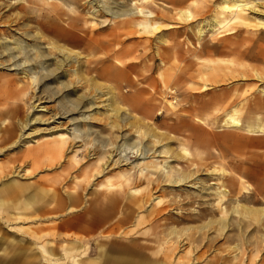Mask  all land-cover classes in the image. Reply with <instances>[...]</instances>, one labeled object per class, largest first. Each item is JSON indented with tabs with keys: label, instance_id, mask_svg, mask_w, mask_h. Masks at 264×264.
<instances>
[{
	"label": "rangeland",
	"instance_id": "rangeland-1",
	"mask_svg": "<svg viewBox=\"0 0 264 264\" xmlns=\"http://www.w3.org/2000/svg\"><path fill=\"white\" fill-rule=\"evenodd\" d=\"M137 1L138 6L152 12L159 23L158 30L140 28L136 24L141 19L139 15L112 19L93 0H0V22L13 24L0 27V33L5 31L11 38H20L16 29L42 33L44 44L66 49L77 58L76 63L64 68L77 69V75L62 78L76 89L73 97L79 100V95H95L100 91L102 96H98V104H106V98L111 95L114 99L112 107L122 110V113L126 111L131 116L125 128V123L117 117L120 113L113 115L102 107V114L94 115L92 119L94 133L86 146L82 147V143L77 142L64 155L42 157L38 161L28 159L26 167L22 164L19 168L21 163L18 159L23 157L26 150L53 140L48 136L50 132L32 134L30 138L22 137L21 140V132L31 130L34 126L38 130L56 126V122L61 120L42 122L57 110V106H50L51 114L42 110H29L32 97L25 99L26 106L21 105L16 90L23 80H27L15 72H1L11 76L3 88L0 87V113L9 110L10 115L4 117L8 121L7 127L15 129L12 141L17 139V144H4L7 134L0 139V171L5 173L1 175L0 190H3L4 182L10 181L43 184L42 190L38 191V201L32 203L33 208L39 207L38 211L33 214L32 210L26 211L30 219H15L12 215L8 217L5 211H0V215L3 213L7 220H0L3 226L0 231L4 237L6 234L9 236V249L5 250L8 253L15 244L26 242L25 239L28 240L31 233L36 232L34 224H39L38 218H41L43 226L50 227L46 233L40 234L43 235L41 242L44 246L54 236H81L89 239L94 248L97 239L98 242L102 241L104 248L114 251V248L123 245L129 251L133 250L152 260H168L170 264H206L215 255L227 256L231 260L239 251L236 248L243 244V239L236 227L227 226V231H222L220 226L226 223L250 224L247 236L254 234L256 238L264 234V212L255 219L252 215L244 218L236 213H229L225 219L220 217L219 210L215 208V196L211 194L213 189L220 186L217 185L220 180L227 183L226 186L232 191L231 199L226 204L230 211L238 198L241 204L264 210V135L256 136L243 130L227 128L218 130L225 116L224 111L228 109V101L238 103L237 117L244 124L256 118L264 121V109H259L258 113L252 111L254 104L264 103L256 99L257 88H264V80L255 76L256 70L264 71V0L255 1L253 10L246 11L248 23L239 25L230 34L226 30L231 25L214 29L212 25L203 26L220 12L223 0H196V3L194 0ZM102 4L124 5L127 8L131 0H104ZM187 10L193 15L191 20L184 19L182 13ZM25 24L28 27H24ZM202 26L204 33L200 35L198 28ZM229 48L248 51V55L240 57L239 53H230ZM62 53L55 50L58 62ZM53 63L56 64L55 61ZM243 71L244 75L241 74ZM204 85L210 88L202 90ZM228 91H231L229 96H235L224 100L226 108L221 106L224 103H220L216 110L207 108L196 111L191 108L203 107L211 96ZM170 102L176 111L158 114L165 106L170 108ZM24 116L31 119L38 117L41 124L30 123L34 126L22 129L18 119ZM196 117L209 125L199 124ZM183 121L194 128H203L202 133L196 136L197 141ZM178 124L180 128L176 127ZM59 125L58 131L66 133L63 126L60 128ZM228 132H233L234 136L222 138L221 135ZM146 133H154L161 139L173 156V161L167 162L169 167L176 169L180 166L188 175H193V182L198 184L196 188L169 186L167 178L171 177H162L148 185L145 179L138 178L135 169L131 189H107V184H120V168L127 169L132 165L110 168L112 156L108 155L114 154L113 148L105 152L106 160L99 164L97 154L101 151L100 144L116 145L122 134L148 144L151 139ZM182 146L191 151L190 156L181 153ZM134 155H129V162L135 159ZM193 164L195 166L192 167ZM23 166L29 167L33 175L24 177L21 171ZM212 169L218 170L214 171L216 175L209 172ZM102 183L104 186L101 187ZM132 188L136 191L132 192ZM24 191L13 199L24 194ZM69 197H73L74 201ZM211 207L215 208L214 213L208 211L203 218L196 217L204 208ZM54 224H59V228L53 229ZM56 244L49 243L51 246ZM259 245V251H254L257 256L255 264H264V242ZM204 250L207 251L204 261L194 260V256ZM246 253L249 254V251ZM0 257L3 259L0 262L2 264L9 255L1 253ZM77 259H83V254L78 255ZM226 260L218 262L222 264ZM73 262L68 260V264H75ZM235 264L245 262L236 261Z\"/></svg>",
	"mask_w": 264,
	"mask_h": 264
},
{
	"label": "bare ground",
	"instance_id": "bare-ground-1",
	"mask_svg": "<svg viewBox=\"0 0 264 264\" xmlns=\"http://www.w3.org/2000/svg\"><path fill=\"white\" fill-rule=\"evenodd\" d=\"M55 1H60V0H55ZM93 1L95 4L96 3L98 4V7H101V8L103 7L102 10L105 11V13L108 16H110V18L112 19H124L130 16H133V15H139L141 16V19L138 20L136 24L140 28L158 30L157 27L159 23L154 19L152 12L138 6L139 1L137 0H131V4L127 8H124L125 7L124 5L123 7H121L120 5L107 6L105 4H102L104 0H93ZM255 1L258 2L259 0H248V1L247 0H223L220 5V12L216 14L212 19H210L211 20L210 22L205 21L206 23H203L204 24L203 26L212 25V29H214V28H224V27L227 28L226 26L231 25V27L227 28L226 31L228 32V34L234 33V30L236 27L242 24L246 25L248 23L246 11L253 10L252 4ZM193 2L196 3V0H194ZM182 14L185 15L184 19L186 20H191L193 17L190 10H187L185 13H182ZM12 25H13L12 23L8 24V23L0 22V27H9ZM169 26L172 27L173 25H169ZM203 26L198 28V32L200 35H203L204 33ZM24 27H28V25L25 24ZM16 32L17 34L20 35V38H11L9 36L10 34L8 35L5 31L3 33H0V80H4L6 78L7 80H9L10 78L8 77L11 76V75H3L4 73H1V72H15V74H21V78L27 80V81L23 80L22 85L20 84L21 85L20 88L18 87L16 88L17 93L19 94L18 100L22 102L21 105L26 106L25 99L26 100L29 98L31 99V97H32V102L29 105V110L32 109V111L42 110V111H46L47 113V112H50L49 111L50 106L56 105L57 110L55 111V109L53 108L55 112L52 114L50 112L51 114L50 117L42 120V122H46V121L52 122V121H56L57 119H59L61 120V122H56V123L58 125L61 124V126L59 125V127L61 128L63 126L62 128H64V130L67 131L66 133L59 132L58 125L56 126L53 125L51 127H46V128H42L38 130L36 129L34 125L30 124V123L36 124V122L41 124V120L38 117H34L31 119L30 117L27 118V116H24L22 118H19L18 124L20 125V128L23 129L26 126H34L33 128H31V130L27 129V131L29 132L27 131L21 132L20 134L21 136L19 137L20 139L22 137L30 138L34 134L37 135V134H40L41 132H50L48 136H51V139H53L46 145H42L37 148L26 150L23 153V157L18 159V162L21 163V165H19V168L22 166V164L26 167V161L28 159L38 161L42 157L49 158V157H54L58 155L59 156L64 155L63 153H66L72 150L74 147V143H77V142H81L82 147L86 146L89 143V141L92 139V134L94 133V130L91 127V124L93 123L92 119H94V115L102 114L100 112V109L102 107H104V110L106 112L109 111L110 114L118 115L120 113V115L117 117L120 118V121L123 124L125 123L124 125L126 128V124H127L126 122H129L128 119H130L131 116H129L128 113L124 110H123L124 112L122 113L121 112L122 110L120 111L118 109H115L116 107L115 108L112 107L114 99L111 97V95L106 98L107 103L102 106L98 104L96 101L97 98H100L98 96L100 95L102 96V93L100 91H97L95 95H92V94L79 95L80 97L79 100L73 97V94L75 93L76 89H74V87L68 84L66 81L62 80V78H69L70 76L77 75V69L75 68H70L68 70L64 69L65 66H68L69 64L77 62V58L73 56L70 51L66 49H61L59 47H56L55 45L44 44L43 42L44 36L40 32H35V31L33 32L28 29L27 30L19 29V31L16 29ZM54 49L60 53L63 52L62 58L58 56L60 58L59 62L57 61V58L55 57L56 54H55ZM64 51H67V52L64 53ZM229 52L239 53V56L240 57L243 56V58L246 55H248V51H245V52L239 51L238 48H235L233 50L229 48ZM117 56H119L118 53H117ZM53 61H55L56 64H54ZM262 61H264V58H262ZM88 64L89 63H87V65ZM241 74L244 75L245 72L243 71V73ZM255 76L260 80H264V71L256 70ZM41 87L43 89H41ZM202 88H203L202 90H207L210 87L204 85L202 86ZM234 90H236V88H234ZM257 91H258V97H256V99L264 102V88L258 87ZM33 92H35V94H32ZM230 92L231 91L224 92L223 94H220V95H213L207 102H205V105L203 107H200V108L191 107V108L196 111H202L203 109H207V108H213L214 110H216L217 106H219L220 103H224L221 106L226 108L225 101L228 98L231 99L232 97L235 96V95L229 96ZM171 93H173L172 90H171ZM103 101H105V99ZM228 102H229L228 109L224 111L225 116L223 120L220 122L221 124L218 126V130L227 128L229 130H243V131H246L248 134L256 135V136L264 135V121H260L258 118H256L253 121H250L244 124L237 117V114L239 113L238 103L232 104L231 101H228ZM171 103L172 102H170V104ZM175 108L176 107L173 104H171L170 108L165 106L164 109L162 108L163 110L158 111V114H162L163 111L164 112L168 111V113H173L176 111ZM261 108L264 109V103L260 105L254 104V107H252V111L254 113H258L260 112L259 109ZM195 120L199 122V124L201 125H204V126L209 125L204 120L198 117H196ZM0 121H2L0 122L1 123L0 139L2 138L3 135L5 136L7 134L4 137L3 143L6 144L8 142V145L10 146L17 144V139L16 141L14 140L12 141L13 139L12 134L15 133V129L7 127L6 123L8 121L4 116L0 118ZM183 122H184V125H187L188 127H190V130L192 131V135L193 137H195V140H196V136H198V133L199 134L202 133L203 128L200 126L194 128L190 126L186 121H183ZM176 127L180 128V125L178 124ZM8 132H10L11 134H8ZM146 134L151 139V141L148 142V144H143L142 142H138L137 140H134L133 138H129L127 134H122V135L120 134L121 136L116 145H113L112 143H109V144L101 143L100 144L101 151L100 153L97 154V160L99 164H103L105 162L106 157H107L105 152L107 150H110V148H113L114 154L112 153L109 154L108 152L109 154L108 156H112V160L110 161L112 164L111 163L109 164L110 168L122 167V166H125L126 164L132 165L131 167L127 169L120 168V171H119V174H120L119 177L121 178L120 184L118 185L107 184V189L109 191L111 190L115 191V189L118 191V188H122L123 190V187H127L131 189L132 184H134L132 183V181L134 180V170L135 169H137L138 178L145 179L148 185H150L152 182L156 181L157 179H161L162 177H171L170 179L167 178L168 180L167 185L169 186H174V187L188 186V187L196 188L198 184H196V182H193L194 179L191 178L193 177V175L191 176L188 175V173H186L180 166H177V167L175 166L176 169L171 168V166L169 167L167 162H172L173 156L170 153V149L167 148L166 145H164V143H162L161 139L158 138L154 133H146ZM221 136L222 138H231L232 136H234V133L228 132ZM239 136L240 135L238 134V137ZM28 142L30 144L29 140ZM77 147H80V146H77ZM159 147L161 149H159ZM181 151L183 155L185 154V156H190L191 151L189 152V149H187L185 146H182ZM89 154H90V151H89ZM129 155L131 156L134 155L133 157H135V159L129 162L130 160ZM162 157H164L163 160H161ZM35 164H36V161H35ZM24 166L21 169V171H23V176L29 177L30 174H32L33 172H31L32 170L30 171L29 167L24 168ZM193 166L195 165L193 164L192 167ZM96 169H98V163L96 164ZM214 171H218V170L212 169L209 172L215 173L214 175H216V172ZM174 172H177V174H174ZM223 172L224 170H222V174ZM1 175H5L3 170L0 171V179L3 178ZM220 182L221 181L219 180V182L217 183V185H220V186L213 189L211 192V194L215 196V201H214L215 208L219 210L220 217L225 218L226 216H228L229 213L231 214L236 213V214H240L239 216L240 217L243 216L244 218L245 217L248 218L250 215H252L255 219L256 216L264 212V210L253 208L246 204H241L240 198L236 200V204H234L233 208L230 211L226 204L231 199L230 193L232 191L230 188H228L229 186H226L227 183L225 184L224 182H221V183ZM211 184L215 185L216 182H212ZM100 186L102 187L104 186V184L102 183ZM22 190H26V187L24 184H18L15 182H6V183L4 182L3 191L0 192V211L6 210L7 214H13V213H10L12 212V210H9L8 208L9 205L11 204L10 203L11 201L9 199L10 198L13 199V197L19 192H22ZM134 191L136 190L132 188V192ZM244 192H247V190ZM244 197L246 196L244 195ZM115 199L116 201L118 200L117 198ZM132 199L135 201L140 200V198H132ZM213 208L214 207H211L208 209L204 208L201 212L196 214V217L199 219L203 218L205 215L208 214V211L214 213L215 208L214 209ZM223 218H221V220ZM0 220L5 221V222L7 221L4 218L3 213L0 215ZM4 225H6L7 228L10 227L9 224H4ZM227 226L228 228L230 226L236 227V229L240 233L239 235L243 239L242 241L243 244L242 245L240 244V246L236 248L239 251L235 253L234 257L231 260H229L227 256L222 257V256L215 255V257L211 260H208L206 264H220L218 262L219 260H221L222 262V260H226V259L227 260L224 261L222 264H235L236 261H238V263L245 262V264H255V261H256L255 257L257 256L254 254V251L256 252L259 251L260 242L261 243L264 242V234H261L259 237H256V238L254 237V234L253 236H247L246 232L248 231L250 224L242 225L238 223L237 224H231V223L227 224L226 223V225L224 224L220 226L222 228L220 229L222 231L223 230L225 231ZM2 228L3 226L2 224H0V229ZM35 231H36L35 233L34 232L31 233L30 237L28 238L26 242H23L20 245L15 244V247L9 253L8 251H5L8 248L9 243H10L9 236L6 234V237H4L0 231V254L3 253V255H7V254L9 255V257L2 264H68V260L75 261L73 262L75 264H170L168 260H163V261H159L158 259L152 260L150 259V257L143 256L142 254H138L134 252L133 250L129 251L128 248H125V246L123 245L119 248H114V251H113V250H110L109 248H104V246L97 245V244H95V248H94L92 247L93 243L91 241L89 242L79 241L78 239H77L78 243L81 244V248H80L81 252L72 253L71 255H68L69 257L62 255L63 258H61L62 256L60 255V253L56 252L59 249V246L57 244L53 246L49 245V243H47L46 246L42 244L41 237L43 235L41 236L40 234H42L43 231H45L44 227L39 224L35 225ZM64 244L65 245L63 246V248H65L67 251H70V253L75 250L74 244L70 242H67ZM205 250L198 253L196 256H194V260L203 259L207 252ZM246 251L247 252L249 251V254H247ZM112 252H115V253L112 254ZM81 254H83V259L78 261L79 259H77V257L78 255H81ZM2 260L3 259L0 257V262Z\"/></svg>",
	"mask_w": 264,
	"mask_h": 264
},
{
	"label": "crops",
	"instance_id": "crops-1",
	"mask_svg": "<svg viewBox=\"0 0 264 264\" xmlns=\"http://www.w3.org/2000/svg\"><path fill=\"white\" fill-rule=\"evenodd\" d=\"M6 80H7V78L4 79V80H0V87L3 88V84L6 82ZM5 89L8 90V88H5ZM8 115H10L8 109L7 110H3L0 113V116H8ZM18 182L23 183L25 185V187H27L26 186V184H27L28 188L26 189V191H24V194L16 196L15 197L16 199L10 200L11 204L9 205L8 208H9V210H12V212H10V213H13V214H7V211L6 210H4V211L7 214V216L12 215L15 219H23V220L30 219V215H28L26 213V211L27 210H32V212H31L32 214L38 211L39 207L33 208L32 207V203L34 204V203H36L38 201V198H39L38 197V195H39L38 191L42 190V187H43L42 185L43 184L42 185L40 183L32 184V183L21 182V181H18ZM2 191L3 190L1 189L0 192H2ZM30 198H32V199L30 200ZM69 199L71 201H74L73 197H69ZM40 211H41V209H40ZM44 213H46V212H44ZM40 219L41 218H38L39 225L43 226V224H41L42 220H40ZM34 222L37 223V220H34ZM34 225H38V224H34ZM59 226H60L59 224H54V226L52 228L53 229H57V228H59ZM43 227H44L45 231H43L42 234L46 233L47 229H50V227H48V226H43ZM77 239L79 241H88V242L90 241L89 239L81 237V236H67V237L54 236L53 240L49 241L48 243L57 242V245L59 246V249L56 252L60 253L61 256L62 255L63 256H68V255H71L72 253L81 252V250H80L81 244L78 243ZM96 240H95V244L101 245L102 241L98 242ZM25 241H27V240L25 239ZM67 242H70V243L75 245V250L73 252H71V253H70V251H67L65 248H63V246L65 245L64 243H67ZM63 256L61 258H63Z\"/></svg>",
	"mask_w": 264,
	"mask_h": 264
}]
</instances>
